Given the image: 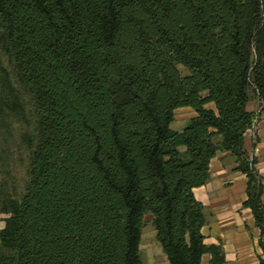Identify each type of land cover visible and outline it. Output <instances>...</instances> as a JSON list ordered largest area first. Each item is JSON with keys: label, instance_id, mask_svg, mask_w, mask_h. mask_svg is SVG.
I'll return each instance as SVG.
<instances>
[{"label": "trees", "instance_id": "16d2710c", "mask_svg": "<svg viewBox=\"0 0 264 264\" xmlns=\"http://www.w3.org/2000/svg\"><path fill=\"white\" fill-rule=\"evenodd\" d=\"M254 97L264 0H0V118L33 127L23 188L0 181V264H143L147 214L169 264H224L194 195L220 152L247 177L264 264ZM181 107L195 115L177 131Z\"/></svg>", "mask_w": 264, "mask_h": 264}, {"label": "crops", "instance_id": "0c3cea01", "mask_svg": "<svg viewBox=\"0 0 264 264\" xmlns=\"http://www.w3.org/2000/svg\"><path fill=\"white\" fill-rule=\"evenodd\" d=\"M208 107L214 108V104L209 103ZM257 107L256 98H252L247 104L251 111L256 112ZM186 108L191 109L190 118L193 117L195 112L192 108L181 107ZM252 135L249 129L245 134L244 146L250 154H255L256 147L259 148L261 145L264 147V118L261 119L259 130L263 143L256 146ZM256 154L257 157L259 155L264 158L263 150ZM235 165V157L230 152L218 153L210 162L209 181L194 188L196 199L204 206L205 224L202 227L204 242L207 245L222 244L226 258L224 264H258V254L261 253L258 245L259 229L255 226L252 211L243 206L247 198V177L234 170ZM259 170L263 171L260 168ZM209 261L210 255L204 254L201 264H210Z\"/></svg>", "mask_w": 264, "mask_h": 264}, {"label": "rangeland", "instance_id": "374dc122", "mask_svg": "<svg viewBox=\"0 0 264 264\" xmlns=\"http://www.w3.org/2000/svg\"><path fill=\"white\" fill-rule=\"evenodd\" d=\"M183 73L186 70L180 67ZM255 98V97H254ZM258 101L257 117L254 122L252 131V140L254 144L263 143L260 140L259 130L261 119L264 118V106ZM191 109L175 110L174 120L171 124L174 130H180L185 121L191 116ZM32 119L28 113L25 117H17L16 115H8L7 120L0 118V181L6 180L9 183L8 193L16 197L19 191L23 188L27 177V169L29 163V149L24 142V135L32 130ZM261 143V144H262ZM264 144V143H263ZM264 151V147H256L255 152ZM250 154L257 160V168L263 171L260 174L264 177V158ZM261 157V158H260ZM263 173V174H262ZM5 214L0 213V228L4 225ZM140 255L143 264H169L163 250L156 239L155 228L152 224V215L147 214L144 218V226L142 229Z\"/></svg>", "mask_w": 264, "mask_h": 264}]
</instances>
